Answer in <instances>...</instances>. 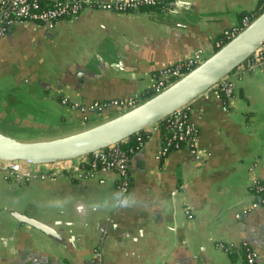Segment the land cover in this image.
I'll return each mask as SVG.
<instances>
[{"label": "crops", "instance_id": "0c3cea01", "mask_svg": "<svg viewBox=\"0 0 264 264\" xmlns=\"http://www.w3.org/2000/svg\"><path fill=\"white\" fill-rule=\"evenodd\" d=\"M259 2L174 0L169 11L129 13L85 7L51 29L11 26L0 38V132L47 139L116 114L84 121L61 99L143 97L160 69L198 49L208 57L222 32ZM229 78L227 103L209 90L188 104L199 128L194 147L158 157L156 130L131 155L128 208L113 207L110 171L45 181L0 171V264H244L217 245L238 249L244 241L264 264V206H253L251 190L255 179L264 181V67ZM29 219L54 229L57 239Z\"/></svg>", "mask_w": 264, "mask_h": 264}, {"label": "built area", "instance_id": "2783aa9c", "mask_svg": "<svg viewBox=\"0 0 264 264\" xmlns=\"http://www.w3.org/2000/svg\"><path fill=\"white\" fill-rule=\"evenodd\" d=\"M173 2L174 0H54L52 2L47 0H0V38L5 35L8 28L24 21L34 22L51 29L60 19L75 17L85 7L129 13L138 11L142 6L160 5L162 10L169 11L173 7ZM263 9L264 0H260L258 11L243 15L240 25L225 29L222 32V35L216 41L217 48L237 34ZM205 58L204 51L198 49L193 54L163 67L155 74V80L150 88L151 93L160 91ZM261 67H264V43L232 72L254 71ZM229 76L230 74L209 89L221 97L224 103H227L233 94V86ZM143 97L134 94L123 98L95 100L88 103L70 102L68 99L62 98L61 102L79 111L82 114V119L87 121L91 115L102 116L107 112H119L133 107L142 101ZM189 112L188 104L184 105L167 116L163 120V124H159V122L133 134L132 136L138 140L136 145H130L131 136L118 143L73 159L51 163L0 160V171L5 172L6 175L11 176L16 181L56 180L60 176L82 180L97 176L101 172L110 171L116 175L115 193L120 192L125 195L129 188L128 162L130 157L154 131L160 130L162 133V147L158 152V157L166 156L170 151L181 149L184 146H195L199 128L190 121ZM251 190L257 196L253 206H264V181L255 179L251 184ZM185 212L190 216L188 207H185ZM217 245L226 253L236 248L233 244L225 242H220ZM240 246L245 249V264H256V253L249 244L244 241L240 243Z\"/></svg>", "mask_w": 264, "mask_h": 264}, {"label": "water", "instance_id": "95a60500", "mask_svg": "<svg viewBox=\"0 0 264 264\" xmlns=\"http://www.w3.org/2000/svg\"><path fill=\"white\" fill-rule=\"evenodd\" d=\"M263 43L264 9L198 65L133 107L59 137L20 140L0 132V160L51 163L118 143L189 104L229 75ZM26 221L57 239V232L48 225L32 219Z\"/></svg>", "mask_w": 264, "mask_h": 264}, {"label": "trees", "instance_id": "16d2710c", "mask_svg": "<svg viewBox=\"0 0 264 264\" xmlns=\"http://www.w3.org/2000/svg\"><path fill=\"white\" fill-rule=\"evenodd\" d=\"M148 8H159V9L162 10V8H161L160 5H156V6H142V7H140L139 10H142V9L145 10V9H148ZM215 50H217V47H216ZM150 94H151V93H150V91H149L148 93L145 94V96H148V95H150ZM159 124H163V121H161ZM137 142H138V140L135 139V137L132 136V138H131V142H130V145H136ZM229 255H230V257H231L233 260H234L237 256H241L242 259H243V263L245 264V249H244L242 246H240L238 249H236V248L231 249V250L229 251ZM255 263H256V262H255Z\"/></svg>", "mask_w": 264, "mask_h": 264}, {"label": "clouds", "instance_id": "9594fccd", "mask_svg": "<svg viewBox=\"0 0 264 264\" xmlns=\"http://www.w3.org/2000/svg\"><path fill=\"white\" fill-rule=\"evenodd\" d=\"M114 204L113 207L117 208H128L131 206L130 197L125 196L123 193H115L113 196Z\"/></svg>", "mask_w": 264, "mask_h": 264}, {"label": "rangeland", "instance_id": "374dc122", "mask_svg": "<svg viewBox=\"0 0 264 264\" xmlns=\"http://www.w3.org/2000/svg\"><path fill=\"white\" fill-rule=\"evenodd\" d=\"M86 124H88V122Z\"/></svg>", "mask_w": 264, "mask_h": 264}]
</instances>
